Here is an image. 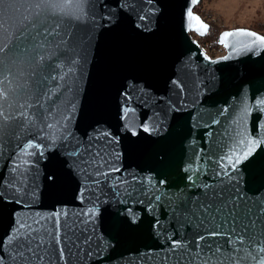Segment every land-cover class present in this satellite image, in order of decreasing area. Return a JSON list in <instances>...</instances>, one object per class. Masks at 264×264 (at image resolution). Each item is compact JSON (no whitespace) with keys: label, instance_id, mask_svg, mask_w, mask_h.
<instances>
[{"label":"snow or ice","instance_id":"snow-or-ice-1","mask_svg":"<svg viewBox=\"0 0 264 264\" xmlns=\"http://www.w3.org/2000/svg\"><path fill=\"white\" fill-rule=\"evenodd\" d=\"M154 3L155 0H146L147 5ZM191 3L195 5L198 0ZM138 5L139 0H0V154L8 150L13 174L11 178L0 176V228L4 229L0 264H73L74 260L79 264L80 246L67 233L62 237L60 212H53L49 218L51 228H36L33 224H40L39 219L30 224L17 211L16 205L28 207L38 198L39 186L34 176L42 161L48 191L74 186L82 201L88 193L92 207L86 214L91 217L98 212V205L112 198L125 203V197L134 194L132 186L144 184L139 175L128 173L131 180L125 177L126 170L121 167L125 154L122 141L129 152L139 146L163 143L151 137L163 131L171 113L188 108L182 98L167 101L165 107L136 123L130 119L136 112L129 106L132 92L125 89L120 93L115 126L104 119H94L87 126L91 131L85 130L83 137L70 127L97 29H104L107 34L130 29L137 36L153 32L151 17L156 15V9L148 12ZM186 15L195 22L197 33L208 34L209 25L193 15L191 8ZM232 36L250 37L253 45L264 46V36L250 30L224 32L219 42L227 46ZM179 87L183 91V86ZM258 108L264 113V101L258 102ZM249 115L245 105L233 120L235 135L230 139L239 137L237 148L221 154V143L216 151L207 154L203 174L208 179L201 180V169L192 163L182 168L187 175L179 176V180L186 179L198 192L195 199L180 197L174 207L170 205L174 217L184 223L185 231L165 236L171 253L169 264H264V195L241 194L239 180L218 186L223 183L218 178L228 176L232 180L243 164L249 190L260 193L264 189V121L256 116L253 134L247 129L238 130ZM182 119L181 115L172 117L174 124ZM218 123L213 120V124ZM25 156L39 159L16 162ZM197 163H205L204 158L198 156ZM32 170L35 171L29 176ZM158 176L154 189L171 184L170 174L161 171ZM148 183H152L151 177ZM122 185L127 186L123 193ZM162 199L163 193L153 192L147 211H154L153 201L159 204ZM104 212L107 227L117 235L145 227L144 220L128 215L125 209L118 208L111 214L105 208ZM121 213H125L123 218ZM147 227L159 229V219L147 221Z\"/></svg>","mask_w":264,"mask_h":264},{"label":"water","instance_id":"water-1","mask_svg":"<svg viewBox=\"0 0 264 264\" xmlns=\"http://www.w3.org/2000/svg\"><path fill=\"white\" fill-rule=\"evenodd\" d=\"M200 1L193 5L191 0H155L154 4L147 5L146 0H139L138 6L144 7L146 11L156 9V15L151 17L153 32L137 36L130 29L116 34H107L104 29H97L93 37L89 63L84 66L80 97L70 123L78 136L83 137L85 130L91 131L87 126L97 118L115 126L117 107L122 100L120 93L125 89L132 92L129 106L134 107L136 112L130 119L136 123L146 115L151 116L154 110L165 107L167 101L176 102L182 98L188 108L171 113L169 120L162 126L163 131L151 137L163 143L139 146L129 152L122 141L121 150L125 154L121 167L126 170L125 177L131 180L128 173L139 175L144 184L136 183L132 186L134 194L125 197V203H118L112 198L98 205V212L91 217L86 214L87 209L92 207L88 193H85L82 201L74 192V186H65L55 192L48 191L41 162V168L34 176L39 186V196L28 207L16 205L17 211L30 224L39 219L40 224H33L36 228L42 225L51 228L52 220L49 218L53 212H60L62 237L67 233L80 246L79 264H169L171 253L165 236L173 231L180 234L185 231L184 223L174 217L170 205L174 207L180 197L192 196L195 199L198 192L186 179L179 180V176L187 175L182 168L192 163L194 168L201 169L200 179H208L203 174L208 163L207 154L210 150L216 151L221 143L224 145L219 148L221 154L237 148L239 137L230 139V136L235 135L233 120L240 115L245 105L250 115L238 129L240 132L247 129L249 134H253L257 115L264 121V113L258 108V102L264 101V46L253 45L251 38L246 36H232L228 38L227 46L221 44L219 41L224 32L250 30L233 28L222 31L218 36L217 43L225 53L209 56L191 33L199 38L205 35L194 30L195 22L189 21L186 15L187 10L191 8L193 11ZM193 15L203 21L196 13L193 12ZM173 80L178 82L177 85L172 84ZM178 85L183 86V91ZM68 96L70 98L71 94ZM223 109L228 111L223 112ZM176 115L183 117L179 124L173 123L172 117ZM213 120H219L220 123L213 124ZM104 126L107 127V124ZM8 155L7 149L0 154V176L5 178L13 175ZM198 156L204 158L205 163H197ZM21 159L39 157L25 156L17 158L16 162ZM6 163L8 168H5ZM34 171L28 175L32 176ZM161 171L170 174L171 184L165 183L159 189H154L153 185ZM149 177L152 179L151 184L148 183ZM218 179L223 181L218 184L219 187L229 186L239 180L241 194L249 197L264 195V189L260 193L249 190L248 172L243 164L239 166L238 174L232 175V180L228 176ZM125 187L121 186L122 193ZM153 192L163 193L164 199L159 204L153 201L154 211L149 212L146 206ZM105 208L111 214H115L118 208L125 209L128 215L135 214L144 220L145 227L117 235L107 227ZM125 213H121L122 218ZM156 218L159 219L160 228L149 230L147 221ZM3 236L4 229L0 228V238ZM166 256L169 260H165ZM73 264H76L75 260Z\"/></svg>","mask_w":264,"mask_h":264},{"label":"rangeland","instance_id":"rangeland-1","mask_svg":"<svg viewBox=\"0 0 264 264\" xmlns=\"http://www.w3.org/2000/svg\"><path fill=\"white\" fill-rule=\"evenodd\" d=\"M202 7L221 27L252 30L264 25V0H203Z\"/></svg>","mask_w":264,"mask_h":264},{"label":"trees","instance_id":"trees-1","mask_svg":"<svg viewBox=\"0 0 264 264\" xmlns=\"http://www.w3.org/2000/svg\"><path fill=\"white\" fill-rule=\"evenodd\" d=\"M202 1L203 0H201L199 4L193 8V12L199 15L203 19V21L209 24L210 26L209 31L207 35L201 38L197 37L193 33H191V36L197 40L198 44L205 49L206 53L209 56L214 57L216 54V49L219 46L217 43L219 34L222 31L233 29L236 27L226 28V27L219 26L215 22V20L211 19V13L203 10ZM252 30L264 36V25L263 24H257L256 27Z\"/></svg>","mask_w":264,"mask_h":264},{"label":"built area","instance_id":"built-area-1","mask_svg":"<svg viewBox=\"0 0 264 264\" xmlns=\"http://www.w3.org/2000/svg\"><path fill=\"white\" fill-rule=\"evenodd\" d=\"M219 47L216 49L215 56H221V55H223L225 53L223 47H221V46H219Z\"/></svg>","mask_w":264,"mask_h":264}]
</instances>
